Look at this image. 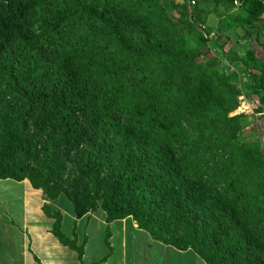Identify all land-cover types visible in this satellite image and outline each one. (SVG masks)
<instances>
[{"label": "trees", "instance_id": "trees-1", "mask_svg": "<svg viewBox=\"0 0 264 264\" xmlns=\"http://www.w3.org/2000/svg\"><path fill=\"white\" fill-rule=\"evenodd\" d=\"M221 1L247 5L245 24L264 13L261 0H0V179L63 195L77 219L130 218L198 264H264V163L229 116L230 76L188 48L206 40L196 8ZM245 68L264 107V82ZM42 210L81 260L84 241Z\"/></svg>", "mask_w": 264, "mask_h": 264}, {"label": "crops", "instance_id": "crops-1", "mask_svg": "<svg viewBox=\"0 0 264 264\" xmlns=\"http://www.w3.org/2000/svg\"><path fill=\"white\" fill-rule=\"evenodd\" d=\"M261 1L264 6V0ZM199 7L196 8L194 16L201 24V26L197 25L202 37L206 39L205 44L208 51L213 53L217 59L222 60L229 73L236 71L238 80L245 82L243 84L245 90H248L247 88L252 85V79L245 68V65L247 67L249 64L253 68L251 73L256 81L255 86L260 84L259 87H261V83L264 82V13L258 20L256 19L251 24H245L243 21L248 18V10L247 5H243L242 2H234L231 5L221 1L215 8L212 5H207L205 8ZM236 60L243 62L244 65L231 64V61ZM14 190L19 194L16 196L11 194ZM60 198L62 197L57 200ZM56 202L47 201L42 191L33 189L27 180L18 182L0 179V264L136 263L128 259L127 245L130 240L128 233L130 230L134 232L140 230L130 218L110 223L112 226H119L113 230V234L108 240L111 254L105 255L103 259H94L91 263H87L84 258V250L88 242V234L86 232L79 234L77 229L75 230V226H78L88 216L91 217L90 219L94 216L87 215L77 219L73 211H63L62 209L60 211ZM44 205H47L51 211H57L61 218L65 216V213L71 215L70 221L74 226L75 245L80 247L84 241L81 260L76 251L62 245L53 234L55 220L43 212ZM127 226H129L128 232ZM60 232L67 238L62 220ZM115 237L120 238L118 250L113 245ZM67 239H72L71 233ZM145 240L148 242L149 238H145ZM142 243L144 245V242ZM155 247L154 258L156 259L159 254V264H198L197 256L191 251L179 252L161 244H157ZM146 249L149 250L147 247ZM154 258H152L153 261ZM155 263H157L156 260Z\"/></svg>", "mask_w": 264, "mask_h": 264}, {"label": "rangeland", "instance_id": "rangeland-1", "mask_svg": "<svg viewBox=\"0 0 264 264\" xmlns=\"http://www.w3.org/2000/svg\"><path fill=\"white\" fill-rule=\"evenodd\" d=\"M117 3H122V5L125 6V5H131L133 3H136V0L132 3H129V0H117ZM209 5L210 4H208V6ZM146 7H147V4H146ZM172 16L174 18L179 17L177 13H172ZM134 17H136V14H134ZM140 19H141L140 22H142L144 26L148 25L149 23L153 21L151 18L149 17L147 18L145 14H143V16ZM152 24H156V22ZM133 27H134V33L136 32L140 33L141 30L138 29L139 26L133 25ZM161 28H162V25L159 24L158 30L160 31V33H161ZM201 31H204V30H201ZM167 37L168 36L166 35L164 38H167ZM135 38L137 37L135 36ZM168 38H171V37H168ZM191 47L193 48L204 47L208 49L205 42L204 44H202V43H198L197 41H193V42L190 41L188 44V48L190 49ZM212 57L216 58L213 53H211V58ZM206 61L207 59L201 56L199 57L198 60L195 61V63L197 65H202V64H206L205 63ZM217 61L219 63L215 67V69H218L219 72H222V73L224 72L228 74L230 76V80H229L230 85H232L235 88V90L238 92V95L235 97L237 101L235 104L236 105L235 109L229 113V116L239 117V123H240L239 138L241 139L242 143L251 145V148L258 150L261 160L264 163V107L260 104V100L257 96H255L250 90L244 89L243 84L245 82L242 80L241 81L238 80L236 71L229 73L226 70L227 69L226 66L222 63V60L217 59ZM247 67H250V65L247 64ZM193 85L194 83L191 84V88ZM259 86L260 84L257 85V87ZM181 87L183 89L186 86L182 84ZM213 101H215L214 98H213ZM257 175L259 176V178L264 179V165L262 168L258 169ZM11 194H14L16 196L19 194V192L14 190L11 192ZM59 197H62V198H60L59 200H56L58 202V203L56 202V206L58 207V209L60 211L62 209L63 211L67 210L71 212L72 211L71 204L63 197V195ZM64 215L65 216H62L61 220L64 225L65 235L67 238H69V234L73 231L74 226L72 222L70 221L71 215L67 213H65ZM87 215L94 216L93 217L94 219L93 218L90 219L91 217L88 216L87 219H83L78 224V226H75V230L77 229V232L79 234L84 233V232L88 234V242H87V245L85 246V250L84 249L83 250H84V258L86 262L91 263V261L94 259H103L105 255L111 254L110 252L111 248H109L108 246L109 239L106 236L108 234L111 236V234H113V230L115 228H118L119 226L118 225L112 226L110 224L105 223L104 213L99 209L92 210ZM128 231H129V226H127V232ZM128 235L130 238L128 245H127V250H128L127 253L129 254V258H128L129 261H135L136 262L135 264H143V263L148 264L150 262L151 264H159L158 262L159 257H160L158 256L159 254H157L156 259H155L154 258L155 253H153L156 251V247H155L156 245H154L153 242H150L149 244V241L147 242V240H145V238H148L145 232L143 231L134 232L130 230ZM117 237H115V241L113 242L115 249L120 247V244H119L120 238L118 239ZM142 242H144V245ZM146 247L149 248V250H147ZM151 253H153V255H151ZM152 258H154L157 261V263H155V260L153 261Z\"/></svg>", "mask_w": 264, "mask_h": 264}, {"label": "built area", "instance_id": "built-area-1", "mask_svg": "<svg viewBox=\"0 0 264 264\" xmlns=\"http://www.w3.org/2000/svg\"><path fill=\"white\" fill-rule=\"evenodd\" d=\"M193 5H194V1H191V2H190V6H193Z\"/></svg>", "mask_w": 264, "mask_h": 264}]
</instances>
